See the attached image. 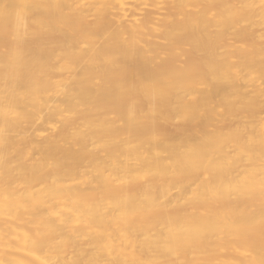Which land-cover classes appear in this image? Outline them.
I'll return each mask as SVG.
<instances>
[{
    "label": "bare ground",
    "instance_id": "bare-ground-1",
    "mask_svg": "<svg viewBox=\"0 0 264 264\" xmlns=\"http://www.w3.org/2000/svg\"><path fill=\"white\" fill-rule=\"evenodd\" d=\"M0 264H264V0H0Z\"/></svg>",
    "mask_w": 264,
    "mask_h": 264
},
{
    "label": "rangeland",
    "instance_id": "rangeland-1",
    "mask_svg": "<svg viewBox=\"0 0 264 264\" xmlns=\"http://www.w3.org/2000/svg\"><path fill=\"white\" fill-rule=\"evenodd\" d=\"M44 122V121H43ZM42 121H39V123H38V125H37V127H36V130L37 129H39L40 127H42V125H43V127L42 128H40L41 130L44 128V130L47 128V125H46V123L44 122L43 123ZM42 124V125H41ZM39 127V128H38ZM34 131V130H33ZM174 192H176V191H174Z\"/></svg>",
    "mask_w": 264,
    "mask_h": 264
}]
</instances>
